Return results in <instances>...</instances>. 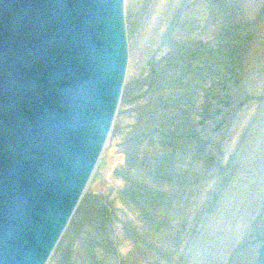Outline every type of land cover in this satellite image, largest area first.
I'll list each match as a JSON object with an SVG mask.
<instances>
[{
	"label": "rangeland",
	"instance_id": "374dc122",
	"mask_svg": "<svg viewBox=\"0 0 264 264\" xmlns=\"http://www.w3.org/2000/svg\"><path fill=\"white\" fill-rule=\"evenodd\" d=\"M124 18L108 182L45 264H258L264 0H124Z\"/></svg>",
	"mask_w": 264,
	"mask_h": 264
},
{
	"label": "water",
	"instance_id": "95a60500",
	"mask_svg": "<svg viewBox=\"0 0 264 264\" xmlns=\"http://www.w3.org/2000/svg\"><path fill=\"white\" fill-rule=\"evenodd\" d=\"M127 55L124 0H0V264H45L108 182Z\"/></svg>",
	"mask_w": 264,
	"mask_h": 264
},
{
	"label": "bare ground",
	"instance_id": "6f19581e",
	"mask_svg": "<svg viewBox=\"0 0 264 264\" xmlns=\"http://www.w3.org/2000/svg\"><path fill=\"white\" fill-rule=\"evenodd\" d=\"M104 148H105V151L103 150L101 154H103V155H105V157H107V161H108V163H109V166H111V165L114 163V158H112V156L110 155V154H112V153L108 154V151H109L110 149L108 150L106 145H105ZM108 148H109V147H108ZM109 152H110V151H109ZM106 173H107V171L105 172V174H106ZM89 185H91V184H90V183L87 184L86 188H87Z\"/></svg>",
	"mask_w": 264,
	"mask_h": 264
}]
</instances>
